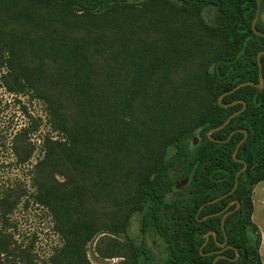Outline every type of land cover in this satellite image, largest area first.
Listing matches in <instances>:
<instances>
[{
    "label": "trees",
    "instance_id": "trees-1",
    "mask_svg": "<svg viewBox=\"0 0 264 264\" xmlns=\"http://www.w3.org/2000/svg\"><path fill=\"white\" fill-rule=\"evenodd\" d=\"M255 10L256 0H0V79L42 99L57 133L42 137L33 164L29 127L9 142L28 178L0 182V264H92L93 238L125 233L135 213L142 239L131 240L125 264H212L218 250L214 264H262L251 214L264 180V86L224 95L222 103L237 101L227 107L217 100L259 83ZM240 100L244 109L210 140ZM103 194L117 201L116 222L98 218L93 200ZM22 200L48 211L61 241L42 261L34 241L14 237ZM234 200L223 231L216 213ZM208 231L216 237L201 254Z\"/></svg>",
    "mask_w": 264,
    "mask_h": 264
},
{
    "label": "rangeland",
    "instance_id": "rangeland-1",
    "mask_svg": "<svg viewBox=\"0 0 264 264\" xmlns=\"http://www.w3.org/2000/svg\"><path fill=\"white\" fill-rule=\"evenodd\" d=\"M1 70L6 69L1 68ZM186 71L188 70H179L178 74L182 75ZM23 126L32 130L29 136L30 142L37 147L29 161L30 164H33L41 157L39 148L42 137L49 135L54 139L57 136L48 122L46 104L28 88L24 92L9 91L0 79V164L3 166L0 168V182L4 183L3 185L27 182V167L16 166L8 149L11 138ZM127 185L133 186V176L128 178ZM261 189L262 191H260ZM111 199L109 195L103 194L97 201L93 200L98 218L106 222H116L119 212L117 201L113 202ZM252 200L255 204L254 220L264 227V224L261 223L264 222V180L256 185ZM123 208L125 212L126 207ZM11 218L15 224L14 237L18 241L23 240L24 243L34 241V250L39 260L45 259L55 246L61 244L58 234L53 231L52 218L45 208L39 207L31 201L27 206H24L22 200L12 213ZM138 228V215L135 213L131 217L130 226L125 233L117 229L96 235L87 247V255L91 263L125 264V262H129L133 252L131 240L141 241ZM145 241L147 244L151 243L149 237ZM153 242L154 245L157 244L156 239H153ZM154 252L155 254L158 252L156 248ZM261 254L264 264V247Z\"/></svg>",
    "mask_w": 264,
    "mask_h": 264
},
{
    "label": "water",
    "instance_id": "water-1",
    "mask_svg": "<svg viewBox=\"0 0 264 264\" xmlns=\"http://www.w3.org/2000/svg\"><path fill=\"white\" fill-rule=\"evenodd\" d=\"M257 23H258L260 26L264 27V0H256L255 16H254V18H253V20H252V29L254 30V32H256V33L261 34L262 36H264V33H263V32H261V31H259V30H257V29L255 28V25H256ZM262 54H264V51H260V52L257 54L258 72H259V83H255V82H252V81H246V82H241V83L235 85V86H234L233 88H231L229 91H226V92H224V93H222V94L219 95V97H218V99H217L219 104H221V105L224 106V107H227V106H230V105L236 103L237 101H233V102H231V103H222L221 99H222V97H223L224 95H226V94H228V93H231V92H234L235 90L239 89V88L242 87V86H245V85H255V86H257L258 88H263V86H264V78H263V76H262V65H261V60H260V57H261ZM240 101H241V100H240ZM241 102H242L243 106H242V108H241L240 110L235 111V112H234L233 114H231L228 118H226V120H224L219 126H216V127H214V128H211V129L207 132V136H208V138H209L210 140H214V139L211 137V133H212L213 131H215V130H219V129L223 128V127L228 123V121H229V120H230L235 114H237L238 112H240V111H242V110L244 109V107H245V102H244V101H241ZM244 137H246V132H245V136H244ZM243 139H244V138H243ZM243 139L240 140V141L238 142V144L236 145L235 150H234L233 153H232V156H233L234 159H236L235 155H236L237 149H238L240 143L243 141ZM196 142H197V139L194 140V144H195ZM245 167H246V163H244V164H243V167H242V168H241V169L235 174V183H234V186L231 188V190L228 192V194H229V193H232V192L234 191V189L236 188L237 183H238V175H239V173H240L242 170L245 169ZM186 182H187V179H184L182 182H180V183L177 185V187H181V186H183ZM217 199H218V198H214V199L210 200L209 202L216 201ZM233 202L236 203V207L239 206V203L236 202V201L234 200V201H231V202H230L226 207H224L221 211H219V212L216 213V214H222V218H221V229H222L223 231H224V220H225L226 216L231 212V210H229V206H230ZM202 207H203V205L200 206L199 211H200V209H201ZM207 216H208V215L204 216V218H206ZM211 234H213L214 237H216V233H215L214 231H208L206 234H204L205 242L199 247L200 252H201V250H202L204 244H205L206 241L208 240L209 235H211ZM196 236H198V233H197V232H196ZM219 245H220L221 247H223L224 243L219 244ZM221 251H222V250H218V251H217V254H218V255L214 258L212 264H214L215 261H216V259H217L218 257H220L219 254L221 253ZM201 254H203V253L201 252ZM238 256H239V252L237 251V253H236V258H237Z\"/></svg>",
    "mask_w": 264,
    "mask_h": 264
},
{
    "label": "crops",
    "instance_id": "crops-1",
    "mask_svg": "<svg viewBox=\"0 0 264 264\" xmlns=\"http://www.w3.org/2000/svg\"><path fill=\"white\" fill-rule=\"evenodd\" d=\"M262 181H263V180H262ZM260 182H261V181H260ZM260 182H259V183H260ZM257 184H258V183H257ZM257 184H256V185H257ZM256 185L253 187L252 195L254 194V190H255ZM260 191H262V189H261ZM252 203H253V210H254V208H255V204H254L253 200H252ZM253 210H252V214H251V219H252V222L258 227V231H259L260 236H261V241H260V246H259V254H260V258H262L261 251H262V249H263V247H264V233H263L264 227H263L262 224L258 223L256 220H254ZM260 222H261V221H260ZM261 223L264 224V222H261ZM261 261H262V260H261ZM262 264H263V263H262Z\"/></svg>",
    "mask_w": 264,
    "mask_h": 264
},
{
    "label": "flooded vegetation",
    "instance_id": "flooded-vegetation-1",
    "mask_svg": "<svg viewBox=\"0 0 264 264\" xmlns=\"http://www.w3.org/2000/svg\"><path fill=\"white\" fill-rule=\"evenodd\" d=\"M138 230H139V234H140V230H141V229L138 228ZM140 236H141V235H140ZM147 237H149V239L151 240V243H150L149 245L152 246L153 251H155V248H156V251H158V250H159L158 247H156V245H154L153 237H152L151 235L148 234L147 236L144 237V239H146ZM129 239H130V238H129ZM141 239H142V238H141ZM157 253L159 254V251H158ZM157 253H156V254H157ZM158 254H157V255H158Z\"/></svg>",
    "mask_w": 264,
    "mask_h": 264
}]
</instances>
